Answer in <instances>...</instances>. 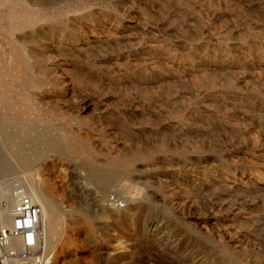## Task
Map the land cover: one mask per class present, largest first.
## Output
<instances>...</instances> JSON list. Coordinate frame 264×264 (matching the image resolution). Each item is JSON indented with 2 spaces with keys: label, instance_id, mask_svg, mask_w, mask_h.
Returning a JSON list of instances; mask_svg holds the SVG:
<instances>
[{
  "label": "rangeland",
  "instance_id": "rangeland-1",
  "mask_svg": "<svg viewBox=\"0 0 264 264\" xmlns=\"http://www.w3.org/2000/svg\"><path fill=\"white\" fill-rule=\"evenodd\" d=\"M0 100V187L65 211L42 263L264 264V0H0Z\"/></svg>",
  "mask_w": 264,
  "mask_h": 264
},
{
  "label": "built area",
  "instance_id": "built-area-1",
  "mask_svg": "<svg viewBox=\"0 0 264 264\" xmlns=\"http://www.w3.org/2000/svg\"><path fill=\"white\" fill-rule=\"evenodd\" d=\"M12 201L11 225L0 231V264H42L51 259L39 245L41 239L42 207L30 190L14 182L10 191ZM19 240L20 246L15 247Z\"/></svg>",
  "mask_w": 264,
  "mask_h": 264
},
{
  "label": "bare ground",
  "instance_id": "bare-ground-1",
  "mask_svg": "<svg viewBox=\"0 0 264 264\" xmlns=\"http://www.w3.org/2000/svg\"><path fill=\"white\" fill-rule=\"evenodd\" d=\"M14 1V0H13ZM16 2V1H15ZM10 5V4H9ZM19 5V4H18ZM13 6V5H12ZM11 6V7H12ZM12 11V10H11ZM16 15V14H15ZM17 18V17H15ZM20 18V17H18ZM17 18V19H18ZM25 19V18H24ZM28 21V20H26ZM24 23V22H21ZM23 27V26H22ZM23 29V28H22ZM19 30V29H18ZM19 54V52L17 53ZM21 60V59H19ZM14 61V60H13ZM18 62V61H17ZM20 64V63H19ZM11 65V64H10ZM16 65V63H15ZM21 67V66H20ZM19 68V67H18ZM24 68V67H23ZM8 70V69H7ZM4 72V71H3ZM10 72V71H9ZM12 72V71H11ZM26 72V71H25ZM22 73V72H21ZM4 74V73H3ZM6 75V74H5ZM18 75V73H17ZM22 79V78H21ZM6 80V79H5ZM20 80V79H19ZM17 81V80H16ZM31 81V80H30ZM29 81V82H30ZM3 82V81H2ZM21 82V80H20ZM23 85V82H21ZM17 85V84H16ZM29 85V84H28ZM34 85V84H33ZM21 86V85H20ZM18 88V85L16 86ZM34 88V87H33ZM10 100V99H9ZM1 101V100H0ZM3 101V99H2ZM7 103V102H6ZM8 103H10L8 101ZM12 105V104H11ZM1 106V105H0ZM6 107V106H5ZM4 107V108H5ZM11 113V112H10ZM13 113V112H12ZM15 115V114H13ZM10 115V116H13ZM8 119V118H7ZM5 120V119H3ZM10 120V119H8ZM8 132V131H7ZM7 134V133H6ZM9 134V133H8ZM10 135V134H9ZM8 135V136H9ZM7 136V135H6ZM2 137V136H1ZM10 138V137H9ZM11 139V138H10ZM14 139V138H13ZM24 139V138H23ZM28 139V138H27ZM26 139V140H27ZM33 139V138H32ZM38 139V138H37ZM35 140V139H34ZM22 143V142H21ZM17 144V143H16ZM36 145V144H35ZM65 145V144H64ZM19 146V145H18ZM46 149L49 151H60L61 149V144L60 143H56L53 141H50L46 144ZM75 149V148H74ZM79 153V152H78ZM79 155V154H78ZM81 155V154H80ZM38 157V156H37ZM34 158L36 159V156L33 158L27 157V156H20L18 158H14V161L16 163V168H20L22 167L23 169H29L32 166H34ZM116 161V160H115ZM93 167V166H92ZM90 167L88 173L89 176H95L96 181L99 183V185L104 186L107 185L111 182L112 180V176L111 175H100V173L97 172V170H95V168ZM125 169V168H123ZM127 169V168H126ZM125 169V170H126ZM11 171V170H10ZM23 171V170H22ZM126 172V171H125ZM5 173V172H4ZM6 174V173H5ZM22 175V176H21ZM20 176L24 178V181L19 180L22 184H24L31 192L33 198L40 204V206L42 207V225H41V239L39 241V245L41 243V240L44 241L45 243V247L47 245V241H48V234H49V229H48V224L50 223H54L55 225H57L59 228L62 227L63 224H67L64 220V208L58 204L57 202V197L56 195L52 193L51 189L49 188H41L40 186H36L34 184H32L27 177L25 176V174H21ZM24 175V176H23ZM4 176V175H3ZM7 176V175H6ZM22 179V178H21ZM106 186H104L105 188ZM6 188V187H5ZM4 187H0V204H1V200H3L4 202H6V207L7 209H3L1 208L0 205V231L7 229L10 227L11 225V210H12V201L10 199V189H11V185L8 186L6 189ZM68 214V213H67ZM81 216V215H80ZM85 216V215H83ZM81 218L82 221H87L85 220L86 217ZM70 222H72L70 220ZM76 221H73V224ZM88 222V221H87ZM83 223V222H82ZM88 224V223H87ZM20 246V242L19 240L15 241V247L18 249ZM42 264H46V263H42ZM48 264V263H47ZM77 264V263H76Z\"/></svg>",
  "mask_w": 264,
  "mask_h": 264
}]
</instances>
